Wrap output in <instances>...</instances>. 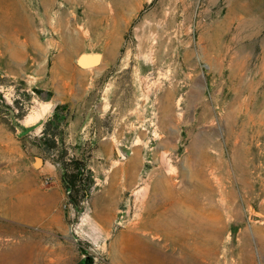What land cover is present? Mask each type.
Here are the masks:
<instances>
[{
  "label": "rangeland",
  "instance_id": "1",
  "mask_svg": "<svg viewBox=\"0 0 264 264\" xmlns=\"http://www.w3.org/2000/svg\"><path fill=\"white\" fill-rule=\"evenodd\" d=\"M85 256L264 264V0H0V264Z\"/></svg>",
  "mask_w": 264,
  "mask_h": 264
},
{
  "label": "trees",
  "instance_id": "2",
  "mask_svg": "<svg viewBox=\"0 0 264 264\" xmlns=\"http://www.w3.org/2000/svg\"><path fill=\"white\" fill-rule=\"evenodd\" d=\"M37 91H40L36 89ZM51 93L48 91L45 96H40L43 100H49ZM7 107H9L7 105ZM68 106L66 104H57L51 116L45 121L42 128L40 138L44 140L48 147H56L58 139L61 141V126L66 123V112ZM20 128L22 125L18 124ZM58 161L60 162V178L62 186L68 195V201L71 203L77 212L81 211V203L89 197L90 187L94 180L91 177L84 161H80L74 157H66V151L61 153ZM78 264H91V259L86 256L81 259Z\"/></svg>",
  "mask_w": 264,
  "mask_h": 264
},
{
  "label": "water",
  "instance_id": "3",
  "mask_svg": "<svg viewBox=\"0 0 264 264\" xmlns=\"http://www.w3.org/2000/svg\"><path fill=\"white\" fill-rule=\"evenodd\" d=\"M102 56L98 52H82L76 58V65L79 68H93L100 64ZM41 164V158L36 157L34 165L38 167Z\"/></svg>",
  "mask_w": 264,
  "mask_h": 264
}]
</instances>
